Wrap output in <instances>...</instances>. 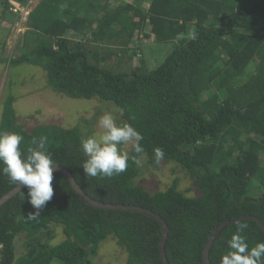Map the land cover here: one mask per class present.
I'll list each match as a JSON object with an SVG mask.
<instances>
[{"label": "trees", "instance_id": "16d2710c", "mask_svg": "<svg viewBox=\"0 0 264 264\" xmlns=\"http://www.w3.org/2000/svg\"><path fill=\"white\" fill-rule=\"evenodd\" d=\"M12 1L21 8L29 4ZM110 1L40 0L23 19L21 54L8 62L41 68L55 94L119 106L124 111L117 122L144 137L145 165H157L153 150L162 148V160L184 171L199 195L180 191L178 178L163 191L148 192L136 184L140 166L131 162L112 178L87 176L80 144L88 133L50 124L25 130L17 123L13 95L3 101L0 132L20 134L25 154L35 147L33 138L46 136L56 164L90 198L142 207L162 218L169 264H202L205 244L222 222L249 215L264 224V0H130L114 7ZM11 8L9 0H0V22L8 14L21 20ZM141 34L159 44L174 42L173 50L153 70L141 60L125 73L120 53L131 51V61ZM16 186L0 172V198ZM53 188L52 200L35 219L28 216L33 209L27 189L0 207V264H95L108 238L126 252V264H161L156 221L94 209L58 173ZM240 224H247L242 234L250 248L264 243L256 222L229 225L209 250L210 264H221ZM17 239L24 251L18 256Z\"/></svg>", "mask_w": 264, "mask_h": 264}, {"label": "rangeland", "instance_id": "374dc122", "mask_svg": "<svg viewBox=\"0 0 264 264\" xmlns=\"http://www.w3.org/2000/svg\"><path fill=\"white\" fill-rule=\"evenodd\" d=\"M40 0H32L28 11L34 8ZM15 3L9 0L10 5ZM130 2V0H111V6ZM148 6V2L144 3ZM8 14L0 22V117L2 104L8 95L15 97L14 109L16 120L25 130H31L37 125H58L64 128L81 127V131L88 136L99 134L98 118L105 112L112 110V103L101 102L97 98L91 100L71 99L52 92L46 83L45 72L36 66L19 64L11 66L9 58H16L21 54L23 35L26 30L25 22L11 18ZM147 31L149 28L146 29ZM67 37L76 39L74 33ZM134 46V47H133ZM174 42L156 43L153 39H146L142 34L135 39L132 50L134 58L129 61L127 56L131 51L120 53L119 69L125 73H132L143 60L148 69L157 68L173 50ZM107 67L115 69L112 62L106 63ZM253 70V66H252ZM130 146L125 148L129 151ZM145 159L140 166V176L136 184L148 192L165 190L174 179H179L178 189L187 196H198L195 182L190 180L176 164L161 160L157 165H145ZM256 190L257 186L255 187ZM257 192V191H256ZM57 235L61 238L60 230ZM59 243V242H56ZM55 243V244H56ZM17 256L23 253L21 241L16 240ZM99 259L95 264H126V252L117 246L116 242L108 238L101 243L98 249Z\"/></svg>", "mask_w": 264, "mask_h": 264}, {"label": "clouds", "instance_id": "9594fccd", "mask_svg": "<svg viewBox=\"0 0 264 264\" xmlns=\"http://www.w3.org/2000/svg\"><path fill=\"white\" fill-rule=\"evenodd\" d=\"M123 111L119 106L105 111L97 121L101 132L81 140L85 157L82 171L87 176L112 178L124 173L129 162L141 166L146 156L144 137L131 124L122 119L117 122ZM22 141L23 137L16 132H0V172L18 187L27 189L25 198L33 209L28 216L35 219L54 196V172L58 165L46 148V136L33 138L31 143L35 147H29L26 154L20 147ZM128 146L131 151L125 150ZM153 151L157 163L164 158L162 148ZM246 228L247 224L238 225L228 241L230 251L222 256L221 264H264V243L250 248L242 234Z\"/></svg>", "mask_w": 264, "mask_h": 264}, {"label": "water", "instance_id": "95a60500", "mask_svg": "<svg viewBox=\"0 0 264 264\" xmlns=\"http://www.w3.org/2000/svg\"><path fill=\"white\" fill-rule=\"evenodd\" d=\"M54 173H58V174L63 175L66 178V180L68 181L71 189L76 194V196L82 202H84L85 204L89 205L90 207H92L94 209L133 212V213H137V214H143V215L153 219L154 221H156L159 224V226L161 227V231H162L161 239H160L159 246H158V253H159L160 261H161V264H169L167 259H166V254H165V242L167 239L168 227H167L166 223L162 220V218H160L157 214H155L149 210H146L142 207H138V206H126V205H120V204L113 205V204H106V203L96 201L84 193V191L81 189V187L75 182L72 175L68 171H66L65 169L58 166ZM21 189H22L21 187L16 186L12 190H10L8 193L3 195L0 198V207L7 200H9L11 197H13L16 193H18ZM242 220H252V221L256 222V224L260 227V229L264 233V224L259 219L255 218L253 216H249V215L248 216H241V217L235 218L233 220H226V221L222 222L221 224H219L215 228V230L213 231V233L210 235L209 239L207 240L205 247L203 249V252H202V264H210L209 258H208L209 250H210L214 240L216 239V237L222 231V229H224L225 227H227L229 225L238 223Z\"/></svg>", "mask_w": 264, "mask_h": 264}, {"label": "built area", "instance_id": "2783aa9c", "mask_svg": "<svg viewBox=\"0 0 264 264\" xmlns=\"http://www.w3.org/2000/svg\"><path fill=\"white\" fill-rule=\"evenodd\" d=\"M31 1L32 0H29V4H28L27 8L26 7L25 8H21L17 3H13L12 2V4H11L12 5V8H11L12 11L15 12V13H17V12L21 13V20L20 21H22L24 18H26V16L30 12L31 9L29 11H28V9L31 6ZM2 249H3V245L0 242V260H1V257H2Z\"/></svg>", "mask_w": 264, "mask_h": 264}]
</instances>
